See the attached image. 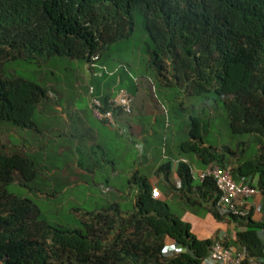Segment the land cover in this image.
I'll return each instance as SVG.
<instances>
[{
	"label": "trees",
	"instance_id": "1",
	"mask_svg": "<svg viewBox=\"0 0 264 264\" xmlns=\"http://www.w3.org/2000/svg\"><path fill=\"white\" fill-rule=\"evenodd\" d=\"M135 11L149 37V69L165 85L177 84L187 94L213 91L226 111L230 133L251 134L263 142L264 0H0V125L39 131L33 116L50 90L44 78L10 71L11 63H85L99 72L95 78L114 82L112 92L99 97L105 106L122 87L131 92L130 76L118 69L108 72L102 64L109 63L113 45L131 36ZM94 55L98 66L92 68L88 63ZM201 128L199 118L192 117L191 140L181 146L203 168L227 167L236 181L243 179L264 197V152L245 158L227 146L218 149L204 141ZM6 147L0 138V264H201L216 240L198 239L169 202L151 196L147 178L136 173L130 209L111 202L80 215L77 209V221L52 224L30 197L9 190L16 175L20 185L37 190L31 183L40 163L33 154ZM171 167L168 159L156 171L168 179ZM175 172L180 184H168L167 190L181 200L182 210L235 222L242 228L231 244L243 249L247 260L264 264V219H253L251 211L221 215L210 177L194 178L186 160L177 161ZM165 237L182 248L163 253Z\"/></svg>",
	"mask_w": 264,
	"mask_h": 264
},
{
	"label": "rangeland",
	"instance_id": "2",
	"mask_svg": "<svg viewBox=\"0 0 264 264\" xmlns=\"http://www.w3.org/2000/svg\"><path fill=\"white\" fill-rule=\"evenodd\" d=\"M148 41L142 16L135 11L131 36L113 45L106 56L109 63L102 64L106 71L118 69V73L132 79L131 92L140 108L136 111L133 108L132 113L125 115L123 119L138 123V128L145 129L147 152L144 156L139 152L140 140L135 135H131V142L127 141V130L123 125L108 131L86 107L84 91L95 80L92 77H95L96 70H90L85 63L71 60L68 63L42 61L39 66L18 62L8 66L10 71L24 78L37 81L44 78L50 88L46 100L40 104L33 116L39 131L22 130L6 123L0 125V138L4 147L7 146V151L11 148L22 150L33 154L40 163L37 177L31 183L37 190H29L27 186L20 185L17 175L9 190L30 197L50 223L66 224L77 221L79 216H75L74 211L78 209L80 215L104 207L115 194L112 190L102 193L100 191L103 188L97 185L103 178H109L110 168L103 169L101 174L95 171V177L90 173L83 175L81 179L74 180L71 186L63 174L66 170L73 173L78 170L87 172L86 169L91 165H98L102 160H111L114 157L116 170L120 168L124 172L127 167H131L148 174L157 162L170 159L169 154L180 153L193 160L194 154L181 146L184 141L191 140L188 129L192 117L199 118L202 136L207 144L218 149L227 146L245 158L257 151L264 152V140L261 142V137L257 140L251 134L230 133L226 111L221 102L216 100L213 91L199 95L187 94L177 84L165 85V81L149 69L148 56L145 53ZM124 82L129 83V80L125 77ZM136 86L138 88L134 90ZM122 89L127 90L125 87ZM79 117L98 132L100 141L93 139L91 135L78 137ZM115 136L119 138L118 141ZM102 138L118 142L129 158H125V161L119 160L112 151H103L105 144ZM116 177L124 185L125 175L120 173ZM109 181L108 185L112 187L113 179L109 178ZM132 195L133 188L131 197ZM130 202L131 200L123 201L122 209H130ZM169 205L175 211V204Z\"/></svg>",
	"mask_w": 264,
	"mask_h": 264
},
{
	"label": "crops",
	"instance_id": "3",
	"mask_svg": "<svg viewBox=\"0 0 264 264\" xmlns=\"http://www.w3.org/2000/svg\"><path fill=\"white\" fill-rule=\"evenodd\" d=\"M92 79H95L94 82L98 83V87L95 88L93 83L90 85H87L88 88L84 91L85 96H86V107L89 109V101L91 96H101L107 92H112V86L114 85V82L110 81L108 78H95L92 77ZM136 85V84H135ZM93 86V87H92ZM109 87V90H108ZM137 86L135 87V90H137ZM98 89V93L94 94L93 92ZM107 89V91H106ZM97 91V90H96ZM106 91V92H105ZM83 92V93H84ZM129 92V91H128ZM131 94V105H132V111L134 108V111H136L137 108L139 107V104L136 102L135 97L133 96L132 92H129ZM90 110V109H89ZM125 115H121L117 117L119 125H123L124 128L127 130V141L131 142V135H135L139 141V152L141 155L144 156L146 154V141H144V135H145V129H140L135 123H131V121H126L123 119ZM154 120V119H153ZM78 124L80 125L79 128V133L78 137L84 136V135H91L93 136V139H97L100 141V138L98 136V132L94 130L93 127H91L89 124L85 123L82 119L78 120ZM78 126V125H77ZM104 126L107 128L108 131H113L116 128L109 127L104 124ZM118 130V129H117ZM119 131V130H118ZM120 133V132H119ZM151 131L149 132V134ZM76 136V135H73ZM115 139L118 141L119 138L115 136ZM103 143L105 144V147H102L103 151H112L117 155V158L119 160H124L125 158H129L125 154V152L121 149V146L118 144V142L114 140H108L106 138H102ZM125 147V144H124ZM195 157V158H194ZM193 160H189L186 156L181 155L180 153H175V154H169V158L172 161V167H171V174L169 178H165L164 174L157 172V167L160 164L159 162L156 163V165L153 167L150 173L145 174L140 172L139 170H133L131 167H127V170L124 172H121L122 170L119 168V170H116V165L115 162L116 160L114 157L111 160H102L100 164L96 165L93 164L89 168H87V172L78 170V172H72V171H64V177L65 180L70 184V186L74 183V180L81 179L83 175L91 174L92 177H95L96 172H99L100 174L103 173V169H108L110 168L111 171L109 173V178L113 179V186L110 187L109 184V178L107 179L106 177L103 178V181H100L97 183V185H100L103 190L100 192L106 193L109 190H112L115 192V194L112 196L111 202H117L121 205L125 200H131L130 203L132 205L135 203V195L137 192V188L134 186L132 177L133 175L139 174L142 176H145L151 185V188L157 187L160 191V198L166 200L169 203H174L175 204V212L180 213L181 219L184 221L188 222L191 226V231L192 233L198 238V239H206V238H213L214 240H219L222 239L223 241H227L230 243L231 247L237 251V252H244V250L240 249L231 244L235 240V234L237 229H241L242 227L237 226L235 222L229 221L226 218L223 219H216L210 212H206L204 214L196 213L193 212L192 210H182V202L178 197L173 193L172 191H168L167 186L168 184L176 185L178 186L180 184L179 178L175 172V167L176 163L178 160H186L191 163L192 166V172H193V177L196 175L197 171L202 169L203 167L199 165V162H197V158L194 155ZM197 160V161H195ZM84 170V169H83ZM96 171V172H95ZM120 173H123L126 178V182L123 184L119 183L117 181V175ZM84 180V179H83ZM82 180V181H83ZM85 181V180H84ZM86 183V181H85ZM95 184V182H94ZM109 186V187H108ZM133 188V195L131 197V189ZM128 198V199H127ZM129 202V201H128ZM250 205H251V213H252V218L255 220H261L264 219V197L261 195L259 192L255 196L249 199ZM107 203V204H108ZM106 204V205H107ZM125 211V210H123ZM262 235V234H261ZM263 237V242H264V235ZM173 240L169 237H165L164 244H166L168 247L171 245ZM182 247H179V249ZM201 264H218L213 261H211L209 258H205Z\"/></svg>",
	"mask_w": 264,
	"mask_h": 264
},
{
	"label": "built area",
	"instance_id": "4",
	"mask_svg": "<svg viewBox=\"0 0 264 264\" xmlns=\"http://www.w3.org/2000/svg\"><path fill=\"white\" fill-rule=\"evenodd\" d=\"M96 60L97 55L92 56L88 66L92 68L98 66ZM107 105L103 104L99 96H92L89 101V108L95 118L109 127L119 128L117 117L132 113L131 94L124 89H119L108 99ZM206 177H210L216 186L219 194L216 206L221 215H248L251 209L249 199L259 193L256 187L243 179L236 181L229 168L218 164L206 166L197 171L194 176L197 180H203ZM151 196L156 198L160 196L157 187L151 189ZM178 250H180L179 245L174 241L169 247L166 244L163 247V253H173ZM207 258L218 264H262L252 258L247 260L245 252L239 253L232 247L225 246L222 239L213 242Z\"/></svg>",
	"mask_w": 264,
	"mask_h": 264
}]
</instances>
